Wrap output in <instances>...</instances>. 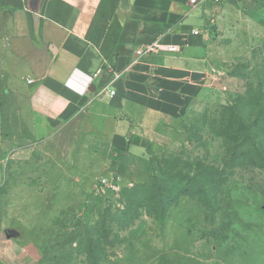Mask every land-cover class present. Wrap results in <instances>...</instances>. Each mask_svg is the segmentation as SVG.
I'll use <instances>...</instances> for the list:
<instances>
[{
  "label": "rangeland",
  "instance_id": "374dc122",
  "mask_svg": "<svg viewBox=\"0 0 264 264\" xmlns=\"http://www.w3.org/2000/svg\"><path fill=\"white\" fill-rule=\"evenodd\" d=\"M203 16L209 80L154 152L78 119L0 134V264H264V0H205Z\"/></svg>",
  "mask_w": 264,
  "mask_h": 264
},
{
  "label": "crops",
  "instance_id": "0c3cea01",
  "mask_svg": "<svg viewBox=\"0 0 264 264\" xmlns=\"http://www.w3.org/2000/svg\"><path fill=\"white\" fill-rule=\"evenodd\" d=\"M204 1L0 0V134L44 138L78 119L129 155L154 152L209 80L210 34L192 33ZM154 39L181 48L137 58Z\"/></svg>",
  "mask_w": 264,
  "mask_h": 264
},
{
  "label": "built area",
  "instance_id": "2783aa9c",
  "mask_svg": "<svg viewBox=\"0 0 264 264\" xmlns=\"http://www.w3.org/2000/svg\"><path fill=\"white\" fill-rule=\"evenodd\" d=\"M195 1V0H192ZM218 1V0H215ZM193 34L196 35H202L204 36L205 39L209 38V32L207 29H193L192 30ZM181 48V45L179 44H175V43H171V42H166L163 41L162 39H154L150 42L144 43L140 46H138L135 51L134 54L137 58L141 57L144 54H157V53H171V52H177L179 51ZM100 73V70L97 71L95 73L94 76H97ZM114 91L111 90L110 94H113Z\"/></svg>",
  "mask_w": 264,
  "mask_h": 264
},
{
  "label": "trees",
  "instance_id": "16d2710c",
  "mask_svg": "<svg viewBox=\"0 0 264 264\" xmlns=\"http://www.w3.org/2000/svg\"><path fill=\"white\" fill-rule=\"evenodd\" d=\"M144 187H145V186H144L143 184H139V185L137 186V188H139V189H140V188H144ZM183 191H184V190H183ZM173 200H174V199H172L171 202H173Z\"/></svg>",
  "mask_w": 264,
  "mask_h": 264
}]
</instances>
